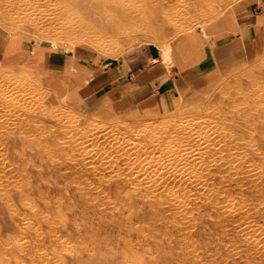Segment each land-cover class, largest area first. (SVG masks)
<instances>
[{
  "label": "rangeland",
  "instance_id": "obj_1",
  "mask_svg": "<svg viewBox=\"0 0 264 264\" xmlns=\"http://www.w3.org/2000/svg\"><path fill=\"white\" fill-rule=\"evenodd\" d=\"M161 1L0 0V264H264V42L220 50L250 0ZM148 47L168 93L67 96Z\"/></svg>",
  "mask_w": 264,
  "mask_h": 264
},
{
  "label": "crops",
  "instance_id": "obj_2",
  "mask_svg": "<svg viewBox=\"0 0 264 264\" xmlns=\"http://www.w3.org/2000/svg\"><path fill=\"white\" fill-rule=\"evenodd\" d=\"M234 33L223 39L222 49H227L240 42L257 43L258 47L264 42V0H250L237 9L236 22L233 24ZM2 40L0 43L2 45ZM219 46L217 45L216 48ZM215 48V49H216ZM184 62H190L189 54L184 52ZM69 56L68 54H66ZM154 53L148 47V53L127 54L116 66L101 69L91 66H80L77 59L69 58L66 71L76 66L74 73H67L71 81L67 96L74 100L77 95L84 98L103 93V97L111 99L115 112L129 108H141L146 103L156 99L159 93H168L171 83L164 78V69L153 61ZM66 63V58L63 61ZM98 69V70H97ZM189 68L186 66L185 68ZM63 70V69H62Z\"/></svg>",
  "mask_w": 264,
  "mask_h": 264
},
{
  "label": "bare ground",
  "instance_id": "obj_3",
  "mask_svg": "<svg viewBox=\"0 0 264 264\" xmlns=\"http://www.w3.org/2000/svg\"><path fill=\"white\" fill-rule=\"evenodd\" d=\"M152 2V0H149V2ZM163 1V0H162ZM162 1H161V3H162ZM234 1V0H233ZM153 2H155V1H153ZM203 2V1H202ZM188 4H189V6L192 8H194V10L195 9H197L196 8V3H198V0H188V2H187ZM153 4V3H152ZM210 4V3H209ZM214 4V3H213ZM230 4V3H229ZM159 5L161 6V4L159 3ZM180 5V4H179ZM198 5H199V3H198ZM133 6V5H132ZM162 7V6H161ZM206 8H207V6H206ZM206 8H204V9H206ZM211 8V7H210ZM134 9V8H133ZM148 9V8H147ZM162 9H163V7H162ZM161 9V10H162ZM164 9H167V8H164ZM23 10V9H22ZM132 10V9H131ZM130 10V11H131ZM138 10H140V9H138ZM11 11V10H10ZM148 11V10H147ZM151 11V10H150ZM168 11V10H167ZM200 11V10H199ZM202 11H204V10H202ZM207 11V10H206ZM210 11H212L211 9H210ZM124 12H125V10H124ZM134 12H136V11H134ZM149 12V11H148ZM209 12V11H208ZM132 13V12H131ZM131 13H130V15H131ZM139 13V12H138ZM152 13V12H151ZM161 13H162V11H161ZM172 13V12H171ZM201 13V12H200ZM210 13V12H209ZM140 15H141V13H140ZM165 15V14H164ZM203 15V14H202ZM26 16V15H25ZM133 16V15H132ZM135 16V15H134ZM142 16V15H141ZM76 17V16H75ZM128 17V16H127ZM137 17V16H136ZM144 17V16H143ZM191 17V16H190ZM141 18V17H140ZM9 20V19H8ZM130 20V19H129ZM12 22V21H11ZM27 22V21H26ZM37 22V21H36ZM27 25V24H26ZM132 25V24H131ZM121 26V25H120ZM193 28V27H192ZM36 29V28H35ZM125 29V28H124ZM80 30V29H79ZM153 30V29H152ZM41 31V30H40ZM182 31V30H181ZM44 32H46V31H44ZM50 33V32H49ZM168 43V42H167ZM106 48V47H105ZM43 50V49H42ZM108 54V53H107ZM33 78V77H32ZM27 80V79H26ZM33 90V89H32ZM3 96V95H2ZM15 98V97H14ZM229 98V97H228ZM2 100V99H1ZM257 102V101H256ZM41 104V103H40ZM253 104V103H252ZM66 106V105H65ZM255 106V105H254ZM4 109V108H3ZM222 110V109H221ZM222 112V111H221ZM183 114V113H182ZM263 114V113H262ZM83 115V114H82ZM231 115V114H230ZM184 116V115H183ZM17 117V116H16ZM51 118V117H50ZM187 118V117H186ZM190 118V117H189ZM238 118V117H237ZM183 120V119H182ZM172 121H173V119H172ZM236 122H238V121H236ZM239 124H240V122H238V126H239ZM241 125V124H240ZM60 127V126H59ZM47 129V128H46ZM9 130V129H8ZM52 130V129H51ZM202 130V129H201ZM206 131V130H205ZM236 131V130H235ZM241 132V131H240ZM190 133V132H189ZM192 133V132H191ZM197 133V132H196ZM195 133V134H196ZM216 133V132H215ZM220 133V132H219ZM133 134V133H132ZM208 134V133H207ZM206 134V135H207ZM210 134V133H209ZM220 134H222V133H220ZM24 135V134H23ZM42 135V134H41ZM181 135V134H180ZM197 136V138H198V135H196ZM195 136V137H196ZM199 136H201L200 135V133H199ZM208 136V135H207ZM207 136H205V137H207ZM210 136V135H209ZM217 136V135H216ZM171 136H169V138H170ZM175 137V136H174ZM173 137V138H174ZM178 137V136H177ZM204 137V136H203ZM201 138V139H204V138ZM208 138V137H207ZM209 138H211V137H209ZM217 138H219L218 136H217ZM216 138V139H217ZM221 138V137H220ZM91 139V138H90ZM164 139H166V138H164ZM164 139H162V140H164ZM195 139V138H194ZM64 140V139H63ZM102 140V139H101ZM200 140V139H199ZM222 140V139H221ZM207 141V140H206ZM217 140H215V142H216ZM223 141L225 142V146H226V148L228 147H234V148H239L240 146H241V142H239V140H238V138H236V137H234V136H232V135H230V134H225L224 135V139H223ZM205 142V141H204ZM203 142V143H204ZM210 142H211V140H210ZM158 143H160V142H158ZM212 143H214L213 141H212ZM223 143V142H222ZM206 144V143H205ZM224 144V143H223ZM199 145H200V143H199ZM208 145H209V142H208ZM208 145H207V147H208ZM243 146V145H242ZM245 146V145H244ZM78 148V147H77ZM220 148H222L221 146H220ZM224 148V147H223ZM222 148V149H223ZM244 148V147H243ZM168 149V148H167ZM177 149H178V147H177ZM217 149V148H216ZM231 149V148H230ZM178 150H180V149H178ZM182 150V149H181ZM190 150V149H189ZM233 150V149H232ZM207 151H210V150H207ZM184 152V151H183ZM234 152H237V151H234ZM91 153V152H90ZM152 153V152H151ZM191 153V152H190ZM208 153V152H207ZM238 153V152H237ZM178 154V153H177ZM185 154V153H184ZM213 154H215V153H213ZM217 154V153H216ZM216 154H215V156H216ZM219 154V156H220V153H218ZM222 154V153H221ZM204 155H206V154H204ZM224 155H226V153L224 154ZM227 155H229V154H227ZM236 155V154H235ZM214 156V155H213ZM222 156V155H221ZM220 156V157H221ZM237 156H239V154L237 155ZM250 156V155H249ZM200 157V156H199ZM198 157V158H199ZM202 157V156H201ZM206 157V156H205ZM220 157H218V161H221L220 160ZM223 157V156H222ZM221 157V158H222ZM253 156H251L250 157V159L248 160L249 162H251V164H252V166H254V162H255V160L252 158ZM242 158V157H241ZM245 158V157H244ZM118 159V158H117ZM197 159V158H196ZM227 159V158H226ZM229 159H230V157H229ZM233 159V158H232ZM234 159H237V158H235L234 157ZM240 158H238V160H239ZM259 159V158H258ZM179 160H180V156H179ZM195 160V159H194ZM200 160V159H199ZM202 160V159H201ZM224 160H225V158H224ZM245 160V162H246V159H244ZM183 161H185V160H183ZM191 161V160H190ZM196 161H198V160H196ZM204 161V160H203ZM214 161V160H213ZM217 161V160H216ZM237 161V160H236ZM241 161H242V159H241ZM224 163V161L222 160L221 161V163ZM244 162V161H243ZM240 163V162H239ZM242 163V162H241ZM241 163L239 164V165H241ZM257 163V162H256ZM215 164V163H214ZM227 165H228V163H226ZM197 165V164H196ZM203 165L204 164H202V167H203ZM224 166H225V164H223ZM235 165V164H234ZM244 165V164H243ZM219 166V165H218ZM224 166H220V167H216V170H213V171H218L219 173H222V172H224L222 169H221V167H224ZM234 167V166H233ZM239 167V166H238ZM237 167V168H238ZM241 167V166H240ZM240 167H239V170H240ZM182 168V167H181ZM194 168V167H193ZM195 169L197 170V168H196V166H195ZM199 169V168H198ZM201 169V168H200ZM221 169V170H220ZM228 169V168H227ZM227 169H226V171H227ZM86 170V169H85ZM158 170V169H157ZM235 169L233 168V171H234ZM195 171V170H194ZM206 171H208V170H206ZM212 171V170H211ZM225 171V172H226ZM236 171V170H235ZM235 171H234V173H235ZM238 171V170H237ZM242 171V170H241ZM249 171V170H248ZM82 172V171H81ZM99 172V171H98ZM186 172V171H185ZM200 172V171H199ZM217 172V173H218ZM228 172H230L229 170H228ZM227 172V173H228ZM246 172V171H245ZM218 173V174H219ZM238 173V172H237ZM244 173V172H243ZM208 173L206 172V175H207ZM213 174V173H212ZM241 174V173H240ZM252 174V173H251ZM104 175V174H103ZM179 175V174H178ZM194 175V174H193ZM230 175V174H229ZM228 175V178H230L231 176H229ZM236 175V174H235ZM245 175V174H244ZM208 176V175H207ZM261 176V175H260ZM218 177V176H217ZM244 177V176H243ZM248 177V176H247ZM252 177V176H251ZM253 177H255L254 175H253ZM232 178V177H231ZM235 178V177H234ZM234 178H232V179H234ZM185 179V178H184ZM236 179V178H235ZM188 180H189V178H188ZM187 180V181H188ZM192 180V179H191ZM244 180V179H243ZM2 181V180H1ZM190 181V180H189ZM193 181V180H192ZM191 181V182H192ZM205 181H206V179H205ZM235 182H237L236 180H234ZM260 181V177H257L256 179L255 178H252V180H251V182H255V183H252V185L251 186H253V189L255 188L256 190V192L254 193V192H251V194L253 193L254 195H257L258 193L259 194H263L264 193V187L263 186H257L256 184H257V182H259ZM173 182H175V181H173ZM116 183V182H115ZM185 183H186V181H185ZM189 183V182H188ZM193 183L195 184V182L193 181ZM192 183V184H193ZM238 183H239V181H238ZM20 184V183H19ZM199 184V183H198ZM228 184V183H227ZM197 185V184H196ZM185 186V185H184ZM183 186V187H184ZM200 186V185H199ZM235 186H236V184H235ZM245 186V185H244ZM193 187V186H192ZM240 187V186H239ZM188 188V187H187ZM191 188V187H190ZM175 189V188H174ZM235 189V188H234ZM252 190V189H251ZM196 191V190H195ZM194 191V192H195ZM235 191V190H234ZM198 192V191H197ZM229 193V192H228ZM248 193V192H247ZM185 194V193H184ZM196 194V193H195ZM204 195V194H203ZM260 196V195H259ZM261 196H263V195H261ZM208 197V196H207ZM144 198V197H143ZM244 198V197H243ZM255 198V197H254ZM261 198H264V197H261ZM241 200V199H240ZM257 202V201H256ZM26 204V203H25ZM27 206H28V204H27ZM109 207V206H108ZM38 209V208H37ZM168 210V209H167ZM184 217V216H183ZM192 217V216H191ZM31 218V217H30ZM232 218V217H231ZM234 218V217H233ZM237 222V221H236ZM239 230V229H238ZM239 233V232H238ZM55 241V240H54ZM100 244V243H99ZM258 246V245H257Z\"/></svg>",
  "mask_w": 264,
  "mask_h": 264
}]
</instances>
